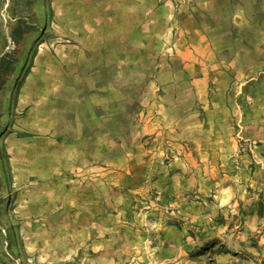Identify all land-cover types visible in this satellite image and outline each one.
Wrapping results in <instances>:
<instances>
[{
    "label": "rangeland",
    "instance_id": "374dc122",
    "mask_svg": "<svg viewBox=\"0 0 264 264\" xmlns=\"http://www.w3.org/2000/svg\"><path fill=\"white\" fill-rule=\"evenodd\" d=\"M0 264H264V0H0Z\"/></svg>",
    "mask_w": 264,
    "mask_h": 264
}]
</instances>
